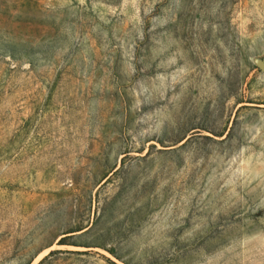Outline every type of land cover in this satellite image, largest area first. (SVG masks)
I'll return each mask as SVG.
<instances>
[{
  "label": "rangeland",
  "instance_id": "obj_1",
  "mask_svg": "<svg viewBox=\"0 0 264 264\" xmlns=\"http://www.w3.org/2000/svg\"><path fill=\"white\" fill-rule=\"evenodd\" d=\"M0 264H264V0H0Z\"/></svg>",
  "mask_w": 264,
  "mask_h": 264
}]
</instances>
